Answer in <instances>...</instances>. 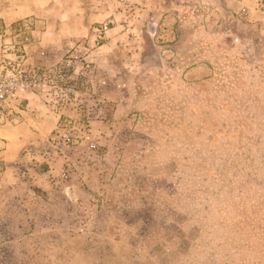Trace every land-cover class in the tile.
<instances>
[{
    "label": "rangeland",
    "instance_id": "1",
    "mask_svg": "<svg viewBox=\"0 0 264 264\" xmlns=\"http://www.w3.org/2000/svg\"><path fill=\"white\" fill-rule=\"evenodd\" d=\"M0 71V264H264V0H0Z\"/></svg>",
    "mask_w": 264,
    "mask_h": 264
},
{
    "label": "crops",
    "instance_id": "2",
    "mask_svg": "<svg viewBox=\"0 0 264 264\" xmlns=\"http://www.w3.org/2000/svg\"><path fill=\"white\" fill-rule=\"evenodd\" d=\"M11 5V4H10ZM11 9V8H10ZM11 13V12H10ZM13 18V16H11V19ZM10 19V18H8ZM31 95L28 96V98H30ZM28 105L32 107V101L31 102H28ZM32 109V108H31ZM34 115V114H33ZM31 115V117L33 116ZM39 116V114H38ZM37 116V119L35 118V115H34V118L35 120L37 121L36 124H40V120H42L41 118L39 119V117ZM42 122V121H41ZM25 127V126H24ZM10 127L8 128V125H2L0 126V143L2 142V139L5 137V133L7 130H9ZM30 134H34L33 131L30 130ZM5 143V145L8 147L9 146V143H6V142H3ZM1 149V147H0ZM11 149V148H10ZM10 152L11 150H8L7 149H4L2 151H0V164L3 165V168H2V172L0 173V180L2 182H9L8 180L10 179L9 176H10V171L12 170V158L10 156ZM11 216V215H10ZM13 216V215H12ZM8 219L10 220L11 217H8Z\"/></svg>",
    "mask_w": 264,
    "mask_h": 264
},
{
    "label": "built area",
    "instance_id": "3",
    "mask_svg": "<svg viewBox=\"0 0 264 264\" xmlns=\"http://www.w3.org/2000/svg\"><path fill=\"white\" fill-rule=\"evenodd\" d=\"M14 85L13 80H7V75H3L0 71V103L13 94Z\"/></svg>",
    "mask_w": 264,
    "mask_h": 264
}]
</instances>
